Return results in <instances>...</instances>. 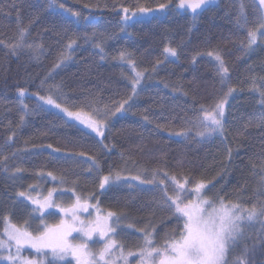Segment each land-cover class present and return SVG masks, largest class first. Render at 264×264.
Here are the masks:
<instances>
[{
  "label": "trees",
  "instance_id": "16d2710c",
  "mask_svg": "<svg viewBox=\"0 0 264 264\" xmlns=\"http://www.w3.org/2000/svg\"><path fill=\"white\" fill-rule=\"evenodd\" d=\"M59 1L77 18L51 8V0H0V235L4 213L18 223L28 216L16 190L48 181L123 216L128 223L121 224L134 234L150 228L158 241L178 222L164 203L166 182L159 191L144 182L133 186L141 173L167 182L175 175L190 186L204 181V197L258 212L264 206V36L257 33L247 46L248 31L260 32L262 23L256 0H216L192 14L173 9L179 0ZM141 8L160 10L134 20L129 10ZM124 13L131 19L122 25ZM217 54L228 69L223 79ZM132 68L143 73L135 94ZM31 94L72 110L115 111L126 103L98 139ZM230 94L223 133L205 141L195 132L201 106L211 109ZM9 171L19 178L7 180ZM117 173L128 181L101 190V177ZM242 233L226 264H264L263 218Z\"/></svg>",
  "mask_w": 264,
  "mask_h": 264
},
{
  "label": "snow or ice",
  "instance_id": "6c2138e0",
  "mask_svg": "<svg viewBox=\"0 0 264 264\" xmlns=\"http://www.w3.org/2000/svg\"><path fill=\"white\" fill-rule=\"evenodd\" d=\"M212 0H179V7H190L193 12L201 8L203 5L211 3ZM55 0H51V5H54ZM261 5H264V0H259ZM60 7H63L62 5ZM161 9L165 8V5L159 6ZM128 10L125 9V12ZM141 12L149 11L148 9L141 8ZM73 16H78L77 13H71ZM87 19V18H85ZM127 19V17H125ZM239 22V21H238ZM26 29L20 30L21 38L23 37ZM260 34L264 36V23H261L259 28ZM248 47L251 48L257 41V31L249 30ZM75 41H70L67 45L71 48ZM99 47V45H96ZM12 47L13 50L15 46ZM38 48L40 46H37ZM164 52L171 56H176V49L171 47H165ZM211 55V53H209ZM125 54H120V59H125ZM62 60L68 59V56L61 57ZM216 60L220 62L219 72L224 75L227 74L228 69L225 67L222 58L217 54ZM130 64L134 62L129 61ZM58 66V65H57ZM143 73L137 72L136 76L132 78L131 87L133 94L136 93V85L139 84L140 78ZM21 95L24 94V89L19 90ZM232 89H229L231 92ZM264 96V93H261ZM42 101H46L47 104H55L56 107H60L56 104V101L51 97H40ZM131 99V97H129ZM264 102V101H262ZM126 101L121 102L120 106L111 111L105 109L103 111H97V116L102 118L97 119L91 114H85L81 112H71L67 108L64 109L68 116H75L77 119H83V122L93 128L99 135L103 136V128L106 122L111 119L116 113H119L124 108ZM200 112L202 113L197 117V127L200 129L197 132L199 136H211L214 133H223L222 119L224 116L223 101L217 103L213 108L207 109L201 106ZM146 119V117H145ZM23 120V116L21 117ZM95 163V162H94ZM51 175V173H49ZM167 176V173H164ZM120 180V174L117 173L113 178L111 175L104 176L99 184V187L103 189L106 184H109L111 180ZM133 179L141 180V176L137 175ZM172 182L175 185V196H168L166 187L164 189V203L165 206L171 210L172 217L178 222V229L174 230L170 238L166 239L162 248L153 247V232H149L146 229H141L143 233V247L139 249V256L141 258L140 264H226V255L230 246H234L238 239L242 236L241 224L243 221L254 220L257 215L264 216V206H261L259 213L257 209H244L235 203H225L223 197H219V203L217 204L213 200L204 197L203 192L206 190V184L204 181L197 182L194 187L189 190L186 187L187 179L181 182L175 175L171 177ZM146 183H154L152 181H142ZM159 185L164 184V180L158 182ZM191 192L194 194V199H188L184 202L181 194L184 192ZM21 196L24 193H20ZM52 192L50 191L48 197H45L43 201L39 199H33L32 202L39 206V209L48 207H60L53 204L51 201ZM29 199H32L29 197ZM87 201L82 202L79 197L69 207H60V211L65 214L68 219H61L55 225H41L43 231L33 236L27 231H22L12 225V232L10 233V239L15 240L17 250L21 244H30L32 248L36 249L37 254H43L45 257L51 256L52 259L47 261V264H54V261L58 258L71 255L77 261V264H100V261H105L107 264L106 256L110 255L114 247L115 241H109L106 243L98 254L92 253L88 250L87 243L74 244L70 240V237L74 232L79 233L81 239L87 241L90 240L93 235H99L102 238H107L109 234L114 233V229L109 225L110 218H117V213L109 211L106 216L97 218L94 221H84L80 219L78 213L81 210L87 211ZM246 213V215H245ZM182 221V224L180 222ZM7 231V228H6ZM3 244L0 243V248ZM47 250V251H45ZM129 255H132L129 253ZM9 260H15L14 257L9 256ZM25 264H45L43 260H28ZM240 264H246V261H241Z\"/></svg>",
  "mask_w": 264,
  "mask_h": 264
},
{
  "label": "rangeland",
  "instance_id": "374dc122",
  "mask_svg": "<svg viewBox=\"0 0 264 264\" xmlns=\"http://www.w3.org/2000/svg\"><path fill=\"white\" fill-rule=\"evenodd\" d=\"M215 1L216 0H212L211 3H214ZM256 2H257L258 6L260 8V11H261L262 23H264V5H261L259 3V0H256ZM211 3H209V4H211ZM60 6H61V4H60L59 0H55L54 5H51V3H50L51 8L62 10L65 13H67L70 17L77 18V16L71 15V13H72L71 11H68V10H66ZM205 6L206 5L201 6V8H199L197 10V12ZM184 8H188L191 14L194 13L190 7L185 6ZM160 9L150 8V9H148L149 11H146V15H144V13L141 12L140 10H129V11L135 15L134 20H136L138 18L147 17V16L151 15L153 12L155 13V12L159 11ZM173 9L179 10L180 9L179 3L177 6H174ZM168 10H171V8L168 7ZM125 17H127L126 13H124V15H123L124 21L122 22V25L127 24L128 21H130V19H131L129 17H127V19H125ZM257 33L260 35V32H257ZM136 73H137V71L134 68H132V74L128 75V76L132 79L136 76ZM140 83H141V78H140L139 84H137V86H136V90L138 89ZM232 94L226 96L225 98H223L222 100H220L218 102V103H220L221 101H223L224 115H225L226 104H227V102H228V100ZM31 97H33L35 100H37L38 103L42 107L55 111L56 113L62 115L68 121H71V122L77 124L78 126L83 128L85 131L93 134L96 138L101 139L102 136L99 135L93 128L89 127L88 124L84 123L83 119H77L75 116H68L67 112H65L64 109L67 108L71 112H81V113H85V114H91L95 118L100 119V117L97 116V112L89 111V110H72V109H69L68 107H66L65 105H62V104H59L58 102H56V104L60 105V107L58 108L55 106V104H47L46 101H42L39 99L40 97H43V96L31 94ZM223 120H224V116L222 119V123H223ZM105 127H106V125H105ZM105 127L103 128V132H104ZM199 130L200 129L197 127L195 129V132L197 133ZM213 135L220 136L221 133L217 132V133H214ZM200 137L203 138L205 141H209L211 139L212 135L211 136L205 135V136H200ZM138 175L141 176V180H135V179L131 180V181H134L136 183V185L133 184V186L138 187L137 184H139V182L141 183L142 181H152L155 179L154 183H146V182H144V183L147 185H151V187H149V188L146 187L147 190H151V189L155 188L156 190L159 191L160 188H161V190H163V188H162V185L158 184V182L160 180H164V182H166L165 187H166L168 196H175L176 195L174 183L172 181L167 182L166 177L159 179L158 175H155V174L148 176L146 174L141 173ZM103 177H101V179ZM112 177L114 178L115 175H113ZM15 178H19V176L14 174L13 171H9L8 175L6 176V179L9 181H13V180H15ZM101 179H100V181H101ZM123 180L128 181L127 178L120 177V180L117 181V180L113 179L110 181L109 184L119 183L120 181H123ZM45 181H48V180H43V182H45ZM180 181L184 182L182 180H180ZM20 182L23 183L24 181L21 179ZM48 182H49V184L43 183L42 185L32 184V183L29 185L26 184L28 186V188L16 190V193H15L16 199H18L19 202L24 203L27 206L26 212H27L28 216L24 222L18 223V222L13 220V216L11 213H4L3 214L4 226H3V229H2V232L0 235V243L3 244V247L0 248V264H3V263L4 264H25V261H28V260H37V261L43 260V261H45V264H47V261L52 259V257L50 255L47 257H45L42 253L38 255L36 249L32 248L30 244H21L19 246V251H18L15 240L10 239V233L12 232V228H11L12 225H15L16 228H19L22 231H27V232L31 233L33 236H35L39 232L43 231V226L41 225V220H43V225H55L61 219H68L69 217H66L65 214L60 211V207H64V208L69 207L70 205H72L76 201L77 197H79L82 202L87 201V204H88L87 211L81 210L78 213L81 220H84L86 222L94 221L97 218V216L103 217V216H106L107 213L109 212V210H106L101 205H99L97 202H92L89 198L83 197L80 194H78L77 193L78 190H76V188L66 189V188H62V187H64V184L63 183L59 184L58 181H48ZM109 184H106L103 189H105ZM72 186H74V185H72ZM163 186H164V184H163ZM186 187L189 190H191L194 187V185L190 186L187 183ZM103 189H101V190H103ZM50 191L52 192L51 201L53 202V204L59 205L60 207H48V208H44V209H39V206L34 204L32 202V200L33 199H39V200L43 201L45 197H48V194ZM20 193H24V195L21 196ZM181 196H182L184 202H187L188 199H194L195 198L194 194H191L190 191L182 193ZM29 197H31L32 199H29ZM241 208L250 209V208H245V207H241ZM245 215H246V213H245ZM120 218L121 219H117L114 217V218L109 219V225L115 231L113 234H109L106 239L100 237L99 235L94 234L90 240L85 241V240L81 239L79 233L74 232L72 234V236L70 237V240L74 244L87 243L88 250L92 253L97 254V258H98L99 252L101 251V249H103V247L106 243H108L109 241H115L116 246L112 250L111 254L106 256V258H105L107 261V264H140L141 258L139 256L138 252H139V249L141 247H143V233L140 231L141 230L140 229L138 231V233L134 234L135 232L131 230L132 228H129V226H125V225L121 224V223H125V222L128 223L126 221V219L123 216H120ZM262 218L264 221V216H262ZM262 218H260V219H262ZM260 219H259V216L257 215V217L254 220H252L251 222L248 220L243 221L241 224L242 231L245 230V227H249V228L253 227L254 223L260 222ZM6 228H7V231H6ZM142 229H146L147 231L152 232L150 230V228H148V227H145ZM171 234H172V232L169 234V236H167L166 239L170 238ZM133 238L136 239V243L131 244L132 243L131 241ZM152 239L154 241L152 246L156 247V248H162L164 245V242L166 240V239H164L162 241H158L157 234L155 231L153 232ZM20 248L33 249V251L36 254L32 255L30 257H25V256L21 255ZM45 251H47V250H45ZM129 253H131L132 255H129ZM9 256L14 257L15 260L14 261L9 260L8 259ZM54 264H77V261L74 257H72L71 255H68V256H65L63 258L56 259L54 261ZM100 264H105V261H100Z\"/></svg>",
  "mask_w": 264,
  "mask_h": 264
},
{
  "label": "bare ground",
  "instance_id": "6f19581e",
  "mask_svg": "<svg viewBox=\"0 0 264 264\" xmlns=\"http://www.w3.org/2000/svg\"><path fill=\"white\" fill-rule=\"evenodd\" d=\"M154 13V12H153ZM129 14V13H128ZM127 14V15H128ZM123 22V21H122ZM89 166V165H88ZM40 174V173H39ZM86 180V179H85ZM62 185V184H61ZM104 191V190H103ZM87 192V191H86ZM149 192V191H148ZM100 203V202H99ZM157 207V206H156ZM161 209V208H160ZM162 215V214H161ZM31 222V221H30ZM251 222V221H250ZM249 224V223H248ZM37 227V226H36ZM8 235V234H7ZM98 237V236H97ZM94 246V245H93ZM116 254V253H115Z\"/></svg>",
  "mask_w": 264,
  "mask_h": 264
}]
</instances>
